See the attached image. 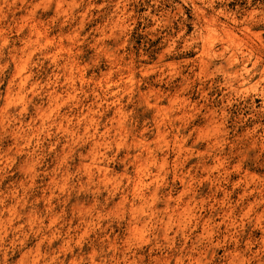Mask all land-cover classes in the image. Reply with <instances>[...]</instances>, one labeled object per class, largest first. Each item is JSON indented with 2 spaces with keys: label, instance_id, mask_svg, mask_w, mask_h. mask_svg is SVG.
I'll list each match as a JSON object with an SVG mask.
<instances>
[{
  "label": "clouds",
  "instance_id": "obj_1",
  "mask_svg": "<svg viewBox=\"0 0 264 264\" xmlns=\"http://www.w3.org/2000/svg\"><path fill=\"white\" fill-rule=\"evenodd\" d=\"M0 264H264V0H0Z\"/></svg>",
  "mask_w": 264,
  "mask_h": 264
}]
</instances>
